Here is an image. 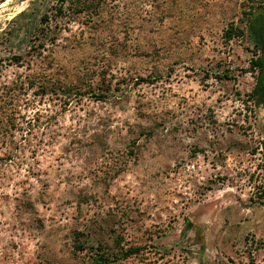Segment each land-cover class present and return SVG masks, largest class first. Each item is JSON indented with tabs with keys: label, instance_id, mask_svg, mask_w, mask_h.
<instances>
[{
	"label": "rangeland",
	"instance_id": "rangeland-1",
	"mask_svg": "<svg viewBox=\"0 0 264 264\" xmlns=\"http://www.w3.org/2000/svg\"><path fill=\"white\" fill-rule=\"evenodd\" d=\"M31 1L0 3V264H264V107L225 35L264 0H109L39 51Z\"/></svg>",
	"mask_w": 264,
	"mask_h": 264
},
{
	"label": "trees",
	"instance_id": "trees-1",
	"mask_svg": "<svg viewBox=\"0 0 264 264\" xmlns=\"http://www.w3.org/2000/svg\"><path fill=\"white\" fill-rule=\"evenodd\" d=\"M2 1L0 0V3ZM37 1L47 3L42 13L35 14L36 8L28 7L17 15L18 18L30 16L34 18L35 22H31L25 30L26 34H29L28 48L34 51L46 50L52 46L57 39L59 29L68 27L69 22L76 21L75 17L78 15L87 16L89 22L94 23L98 21V17H101L104 8L115 11L119 5L110 4L109 0H33L30 4L34 5ZM248 15L245 29L229 27L225 35L228 40L233 37H244L253 46L254 57L251 58L250 65L256 74L249 97L256 107H264V7L251 8ZM20 58V56L15 57L17 60ZM3 93L1 92V95H4ZM7 129L12 131L11 126H7ZM262 203L264 205V202ZM137 251L138 247L128 246L122 255L129 257ZM92 259L94 264H103L105 258L100 254Z\"/></svg>",
	"mask_w": 264,
	"mask_h": 264
}]
</instances>
